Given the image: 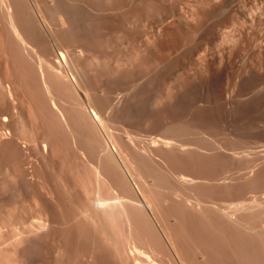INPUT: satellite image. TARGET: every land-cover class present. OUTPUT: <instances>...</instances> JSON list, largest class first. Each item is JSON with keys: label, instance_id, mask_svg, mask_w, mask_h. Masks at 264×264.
I'll list each match as a JSON object with an SVG mask.
<instances>
[{"label": "rangeland", "instance_id": "obj_1", "mask_svg": "<svg viewBox=\"0 0 264 264\" xmlns=\"http://www.w3.org/2000/svg\"><path fill=\"white\" fill-rule=\"evenodd\" d=\"M261 248L264 0H0V264Z\"/></svg>", "mask_w": 264, "mask_h": 264}, {"label": "bare ground", "instance_id": "obj_2", "mask_svg": "<svg viewBox=\"0 0 264 264\" xmlns=\"http://www.w3.org/2000/svg\"><path fill=\"white\" fill-rule=\"evenodd\" d=\"M73 2H74V1H73ZM75 2H77V1H75ZM90 3H91V1H90ZM75 4H76V3H75ZM91 5L93 6V4H91ZM91 5H90V6H91ZM98 5H101V4L99 3ZM104 5H106V4L104 3ZM95 6H96V8H97V3H96ZM124 6H125V5H124ZM124 6H123V7H124ZM62 7H64V6L62 5L60 8H62ZM65 7H66V6H65ZM78 7L81 8L82 6H78ZM102 7H103V4H102ZM107 7H108V6H107ZM126 7H127V6H126ZM67 8H68V7H67ZM99 8H100V7H99ZM104 8H106V6H104ZM110 8H111V7H110ZM119 8H120V7H119ZM127 8H128V7H127ZM62 9H64V8H62ZM94 9H95V8H94ZM100 9H101V8H100ZM112 9H114V8H112ZM123 9H124V8H123ZM125 9H126V8H125ZM68 10H69V9H68ZM82 10H84V9H82ZM120 10H121V9H120ZM120 10H119V12H120ZM126 10H127V9H126ZM126 10H125V11H126ZM129 10H130V9H129ZM129 10H128V11H129ZM15 11H16V10H15ZM66 11H67V10H66ZM71 11H72V10H71ZM79 11H80V10H79ZM84 11H85V10H84ZM84 11H83V12H84ZM97 11H98V10H97ZM100 11H101V10H100ZM103 11H104V10H103ZM112 11H113V10H112ZM114 11H115V9H114ZM117 11H118V10H117ZM125 11H124V12H125ZM132 11H133V10H132ZM132 11H131V12H132ZM67 12H68V11H67ZM69 12H70V10H69ZM74 12H76V10H75ZM85 12H86V11H85ZM129 12H130V11H129ZM134 12H135V11H134ZM78 13H79V12H78ZM81 13H82V12H81ZM99 13H100V12H99ZM103 13H104V12H103ZM110 13H111V12H110ZM72 14H73V13H72ZM72 14H71V15H72ZM74 14H75V13H74ZM82 14H83V13H82ZM87 14H88V13H87ZM95 14H96V13H95ZM114 14H115V13H114ZM126 14H127V13H126ZM126 14H125V15H126ZM128 14H130V13H128ZM131 14H133V13H131ZM71 15H69V16L71 17ZM78 15H80V13H79ZM88 15H89V14H88ZM88 15L85 14V16H88ZM96 15H97V14H96ZM96 15H95V17L97 18ZM98 15H99V14H98ZM108 15L110 16V14H108ZM108 15H106V16H108ZM115 15H116V14H115ZM119 15H120V14H119ZM119 15H118V16H119ZM72 16H73V15H72ZM74 16H75V15H74ZM74 16H73V17H74ZM76 16H77V15H76ZM76 16H75L74 19H76ZM81 16H82V15H80V17H81ZM91 16H92V15H91ZM91 16H90V17H91ZM99 16H100V15H99ZM99 16H98V18H99ZM101 16H102V15H101ZM109 16H108V17H109ZM113 16H114V15H113ZM131 16H132V15H131ZM131 16H130V17H131ZM83 17H84V16H83ZM83 17H82V18H83ZM93 17H94V16H93ZM93 17H92V18H93ZM102 17H103V16H102ZM120 17H122V16H120ZM124 17H125V16H124ZM133 17H134V16H132V18H133ZM135 17H137V14H136ZM78 18H79V17H78ZM86 18H87V17H86ZM96 18H95L94 20L97 22L98 20H96ZM105 18H106V17H105ZM111 18H113V17H111ZM117 18H118V17H117ZM127 18H128V17H127ZM66 19H68V18L66 17ZM66 19H65V20H66ZM107 19H108V21H109V18H107ZM119 19H120V18H119ZM119 19H117V20H119ZM128 19H129V18H128ZM133 19H134V18H133ZM137 19H138V21H139V16H138ZM80 20H81V19H80ZM85 20H86V19H85ZM85 20L83 19V21H85ZM94 20H93V21H94ZM101 20H103V19H101ZM111 20H112V19H111ZM130 20H131V19H130ZM135 20H136V18H135ZM68 21H69V19H68ZM71 21H72V20H71ZM81 21H82V20H81ZM87 21H88V19H87ZM87 21H86V22H87ZM89 21H92V20L89 19ZM89 21H88V22H89ZM95 21H94V22H95ZM104 21H106V20H104ZM128 21H129V20H128ZM128 21H127V22H128ZM131 21H133V20H131ZM136 21H137V20H136ZM138 21H137V22H138ZM14 22H15V21H14ZM19 22H20V21H19ZM77 22H79V21H77ZM117 22L120 23V21H117ZM133 22H134V21H133ZM133 22H132V24H133ZM17 23H18V21H17ZM71 23H72V22H71ZM99 23H100V22H99ZM105 23H106V22H104V24H105ZM111 23H112V22H111ZM123 23H125V22H123ZM138 23H139V22H138ZM138 23H137V24H138ZM15 24H16V22H15ZM102 24H103V23H102ZM106 24H107V23H106ZM106 24H105V25H106ZM112 24H113V23H112ZM116 24H117V23H116ZM116 24H114V26H115ZM134 24H135V23H134ZM110 25H111V24H110ZM119 25H122V24L120 23ZM12 26H13V28H16V27H17V26L15 27V25L13 24V22H12ZM124 26H125V25H124ZM116 27H117V25H116ZM126 27H128V26L126 25ZM123 28H124V27H123ZM119 29H120V28H119ZM124 29H125V28H124ZM14 30H15V29H14ZM17 30H18V29H17ZM133 32H134V31H133ZM130 33H131V32H130ZM131 35H132V34H131ZM19 36H20V35H19ZM134 36H135V34H134ZM58 55H59V57H60L61 60H64V59H65V54H64L62 51H59V52H58ZM51 68H52V67H51ZM53 70H54V68H53ZM59 72H60V71H59ZM68 100H72V99H68ZM73 100H74V99H73ZM74 101H75V100H74ZM65 102L67 103V100H66ZM69 102H70V101H69ZM69 102H68V104H69ZM70 103H71V102H70ZM76 103H77V102H76ZM76 103H75V104H76ZM79 103H80V102H79ZM79 103H78V104H79ZM68 104H67L66 107H69ZM73 104H74V102H73ZM71 106H72V105H71ZM80 106H81V105H80ZM192 106H193V105H192ZM73 107H74V105H73ZM98 107H99V106H98ZM195 107H196V105H195ZM195 107L192 108V109H193V110L196 109ZM79 108H81V107H79ZM96 108H97V107H96ZM199 108H201V107L198 106V107H197V111H196V110L194 111V114H195V115H200V114L203 113V112H204L205 114H207V113H206L207 111H206V112L204 111L205 108H201L203 112H200L201 109H200V111H198ZM72 109L74 110V108H72ZM67 110H69V109H67ZM75 110H76V109H75ZM78 110H80V109H78ZM83 110H84V109H83ZM100 111H101V107H100ZM70 112H71V108H70ZM75 112H76V114H77V111H75ZM78 112H79V111H78ZM84 112H85V111H84ZM195 112H196V113H195ZM197 112H198L199 114H197ZM72 113H73V112H72ZM72 113H71V114H72ZM175 113L179 114V111H178V112L175 111ZM175 113H174V114H175ZM204 113L201 114V115H204ZM76 114H74V115H76ZM80 114H81V113H80ZM174 114H173V115H174ZM78 115H79V114H78ZM171 115H172V114H171ZM173 115H172V116H173ZM175 115H176V114H175ZM86 116H87V115H86ZM86 116H84V117H86ZM91 116H92V118H93L95 121H97V122L100 121L99 114H98L96 111L91 110ZM176 116H179V115H176ZM176 116H174V117H176ZM70 117H71V116H70ZM102 117H103V116H102ZM200 117H201V116H200ZM75 118H76V117H75ZM80 118H81L80 116H79V118L77 117L78 120H79ZM82 118H83V115H82ZM82 118H81V119H82ZM86 118H87V117H86ZM201 118H202V117H201ZM101 119H102V118H101ZM73 121H74V120H73ZM83 121H84V120H83ZM77 122H78V121H77ZM86 122H87V121H86ZM86 122H85V124H86ZM82 123H83V122H82ZM75 124H76V122H75ZM78 124H79V123H78ZM83 124H84V123H83ZM85 124H84V125H85ZM81 125H82V124H81ZM85 126H86V125H85ZM88 128H89V127H88ZM91 129H92V128H91ZM213 134H215V133H213ZM89 143H90V142H89ZM93 144H94V143H93ZM93 146H94V145H93ZM221 147L224 148L225 146L222 145ZM106 148H107V147H106ZM223 148H222V149H223ZM108 149H109V148H108ZM225 149H226V148H225ZM105 152H106V151H105ZM108 152H109V151H108ZM106 153H107V152H106ZM107 154H108V153H107ZM107 154H105V155H107ZM109 154H110V153H109ZM111 154H113V153H111ZM108 156H109V155H108ZM108 156H106V158H107ZM110 157H111V156H110ZM110 157H108V158L110 159ZM109 159H108V160H109ZM111 160H114V159L112 158V159H110L109 161H111ZM106 162H107V161H106ZM116 162H117V161H116ZM110 163H111V162H109V164H110ZM113 163H114V162H113ZM107 164H108V163H107ZM107 164H106V166H107ZM124 164H125V163H124ZM112 165H113V164H112ZM106 166H104V167H106ZM110 166H111V165H110ZM125 166H126V165H125ZM126 167H127V166H126ZM106 168L108 169L109 167H106ZM106 168H105V170H106ZM112 168H113V167H112ZM112 168H111V169H112ZM124 169H125V168H124ZM128 170H129V169H127V171H128ZM107 171H108V170H107ZM120 172H122V171L120 170ZM120 172H118V173L120 174ZM127 173H129V172H127ZM106 174H107V176H108V173H106ZM124 174H125V173H124ZM129 174H130V173H129ZM111 175H112V174H111ZM120 175H121V174H120ZM130 175H131V174H130ZM130 175H129V176H130ZM110 177H111V176H110ZM117 177H118V175H117ZM117 177H116V178H117ZM123 177H124L123 179H125L126 176L124 175ZM118 178H119V177H118ZM123 179H122L121 182H124L127 178H126L124 181H123ZM130 179H131V178H130ZM113 181H114V180H113ZM118 181H120V180L118 179ZM116 183H117V182H116ZM117 184H118V183H117ZM124 184H125V183H124ZM115 185H116V184H115ZM120 185H121V184H120ZM137 187H138V186H137ZM137 190H138V189H137ZM139 190H140V189H139ZM140 193H142V192L140 191ZM140 196H141V195H140ZM143 197H144V196H143ZM141 198H142V196H141ZM144 198H145V197H144ZM144 198H142V199L144 200ZM137 200H138V199H137ZM137 200H136V201H137ZM139 200H140V199H139ZM143 200H142V201H143ZM137 202H138V201H137ZM140 202H141V201H140ZM140 202H139V203H140ZM91 203H92V202H91ZM95 203H96V204H99V205L102 204L101 200H96ZM139 203H138V204H139ZM143 203L145 204V203H147V201H146V202H143ZM93 204H94V203H92V205H93ZM140 204H141V203H140ZM142 205H143V204H142ZM140 206H141V205H140ZM143 208H144V207H143ZM143 212H144V211H143ZM147 212H148V211H147ZM221 213H222V212H221ZM148 214H149V213H148ZM151 214H152V212H151ZM150 217H151V216H150ZM152 217H153V216H152ZM153 218H154V217H153ZM250 226H252V225H250ZM250 226H249V227H250ZM249 227H248V230L250 229ZM252 231H253V230H251V232H252ZM249 232H250V231H249ZM250 234H251V233H250ZM261 249H263V248H261ZM257 250H260V249L257 248ZM263 250H264V249H263ZM263 250H262V251H263ZM260 251H261V250H260ZM263 252H264V251H263ZM262 254H263V253H262ZM254 256H255V255H254ZM248 257H249V256H248ZM263 257H264V256H263ZM249 261H251V260H249ZM258 261L260 262L259 259H258ZM258 261H257V259H255V261H253V264H255V262L257 263ZM259 262H258V263H259ZM263 262H264V261H263ZM251 263H252V261L249 262V264H251ZM258 263H257V264H258ZM261 263H262V261H261ZM261 263H260V264H261ZM138 264H139V262H138ZM263 264H264V263H263Z\"/></svg>", "mask_w": 264, "mask_h": 264}]
</instances>
